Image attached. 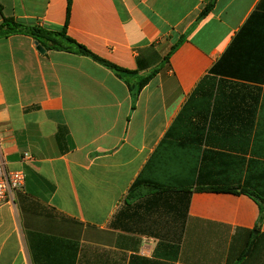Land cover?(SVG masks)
<instances>
[{
    "label": "crops",
    "instance_id": "obj_1",
    "mask_svg": "<svg viewBox=\"0 0 264 264\" xmlns=\"http://www.w3.org/2000/svg\"><path fill=\"white\" fill-rule=\"evenodd\" d=\"M68 4L0 0V24L61 31ZM67 35L129 73L0 38V155L25 174L0 264H264V0H72Z\"/></svg>",
    "mask_w": 264,
    "mask_h": 264
},
{
    "label": "trees",
    "instance_id": "obj_2",
    "mask_svg": "<svg viewBox=\"0 0 264 264\" xmlns=\"http://www.w3.org/2000/svg\"><path fill=\"white\" fill-rule=\"evenodd\" d=\"M71 1L72 0H69V4H68V16H67L68 21L71 10ZM213 6H214V2H210L201 13L200 18L202 19L203 17H205L212 10ZM0 11H1V6H0ZM68 21L65 27L61 31H50L39 26L23 25L21 23L16 22L13 18H4L3 22L0 24V38H5L13 34H20V33L26 34L34 38L46 50L62 49L68 52H73L80 55L92 57L94 60L102 63L109 69L115 71L120 77L129 73L128 71L123 70L112 63L100 59L99 57L92 54L85 46L77 43L75 40L70 38L67 35ZM177 46L178 44L175 45L172 50L174 51V49H176ZM171 53L166 57V62H168ZM150 79L151 77L143 79L142 82L140 83V87L142 88ZM262 202L264 203V201ZM260 209H261V213H260L259 221L257 223V228L260 227L264 222V207L261 205Z\"/></svg>",
    "mask_w": 264,
    "mask_h": 264
},
{
    "label": "built area",
    "instance_id": "obj_3",
    "mask_svg": "<svg viewBox=\"0 0 264 264\" xmlns=\"http://www.w3.org/2000/svg\"><path fill=\"white\" fill-rule=\"evenodd\" d=\"M6 166V162L0 155V207L11 203L15 192L22 190L25 186L24 172L10 171Z\"/></svg>",
    "mask_w": 264,
    "mask_h": 264
},
{
    "label": "water",
    "instance_id": "obj_4",
    "mask_svg": "<svg viewBox=\"0 0 264 264\" xmlns=\"http://www.w3.org/2000/svg\"><path fill=\"white\" fill-rule=\"evenodd\" d=\"M41 50L43 51V49L41 48Z\"/></svg>",
    "mask_w": 264,
    "mask_h": 264
}]
</instances>
